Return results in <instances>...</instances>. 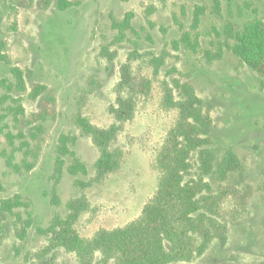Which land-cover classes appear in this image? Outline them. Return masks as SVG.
Here are the masks:
<instances>
[{"label": "rangeland", "instance_id": "obj_1", "mask_svg": "<svg viewBox=\"0 0 264 264\" xmlns=\"http://www.w3.org/2000/svg\"><path fill=\"white\" fill-rule=\"evenodd\" d=\"M45 1L0 0V154L13 155L20 169L0 155V201L20 194L29 208L17 211L22 219L31 211L34 219L21 237L18 216L0 214V264H79L62 248L38 256L48 243L39 229L55 216L66 217L71 201L88 202L75 224L85 238L140 216L157 190V156L178 119L164 98L166 86L179 98L177 82L191 84L212 116L216 170L229 151L242 163L225 181L240 191L237 217L226 218V243L215 241L203 256L179 264H264V75L234 54L230 36L248 21L264 20V0L217 5L215 0H72L76 5L65 10L58 0L48 6ZM183 36L189 43L181 41ZM125 64L135 78L137 99L133 118L121 123L112 142L122 155L121 168L83 188L78 181L94 179L100 151L83 133L79 116L99 127L115 123L110 109ZM15 66L25 72V92L15 89ZM36 83L47 89L32 100ZM45 103L51 114L33 139L27 122ZM62 134L73 139L69 147L87 174L71 175L67 157L57 182L53 174ZM193 159L197 166L196 155ZM216 170L208 177L214 189L220 185Z\"/></svg>", "mask_w": 264, "mask_h": 264}, {"label": "trees", "instance_id": "obj_2", "mask_svg": "<svg viewBox=\"0 0 264 264\" xmlns=\"http://www.w3.org/2000/svg\"><path fill=\"white\" fill-rule=\"evenodd\" d=\"M215 2L217 5L219 0ZM42 4L48 6L49 0ZM73 5L76 2L72 0L57 1L61 10ZM199 21L200 15L196 13L194 24ZM230 34L235 41L232 47L234 54L251 69L264 75V20L248 21L241 30H231ZM181 41L189 43L186 36ZM12 73L16 79L15 89L27 91L23 69L15 66ZM134 80L130 65L125 64L122 67L117 103L110 109L116 120L111 126L99 127L79 116L78 123L83 133L92 137L100 151L94 179L87 183L78 181L83 188L102 182L121 168L122 155L112 148V142L121 129V123L134 116L137 99ZM176 84L180 89L179 98H175L173 89L168 86L165 87L164 98L166 106L177 109L178 119L169 130L157 156V166L161 171L157 190L144 205L140 216L123 226L101 228L91 238H85L75 224L88 208V202L80 199L71 201L67 205L66 217L55 216L49 226L39 229L48 236V243L40 251L39 257L62 248L74 253L79 264H179L203 256L215 241L226 243V218L229 215L237 217L235 199L240 191L235 185L225 184V181L231 173L241 170L242 163L234 151H229L216 170V153L210 137L212 116L205 110L203 99L191 84ZM46 89V85L34 84L29 92L30 99H38ZM50 114L45 103L44 108L28 120L27 123L33 127V139L39 137L43 131V121ZM72 140L69 135L60 136L53 174L57 182L62 176L67 157L72 159L67 166L71 175L87 174L86 164L69 147ZM0 155L7 157L10 166L20 170L17 164L13 165V155ZM195 155L199 162L197 166L193 161ZM33 166V163L26 164V169L31 170ZM215 170L220 181L217 189L208 179ZM3 190L0 182V192ZM241 197V204H246L244 195ZM19 208H29L20 194L0 201V214L18 216L21 225L17 230L24 237L33 226L34 219L31 211H28L27 219H22L20 211H17Z\"/></svg>", "mask_w": 264, "mask_h": 264}]
</instances>
